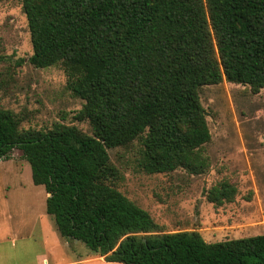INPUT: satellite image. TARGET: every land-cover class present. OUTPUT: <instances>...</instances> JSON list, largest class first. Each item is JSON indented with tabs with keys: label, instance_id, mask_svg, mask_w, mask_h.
Listing matches in <instances>:
<instances>
[{
	"label": "trees",
	"instance_id": "trees-1",
	"mask_svg": "<svg viewBox=\"0 0 264 264\" xmlns=\"http://www.w3.org/2000/svg\"><path fill=\"white\" fill-rule=\"evenodd\" d=\"M37 68L62 65L84 100L75 125L25 129L0 107V159L14 148L48 196L59 233L122 264H264V234L208 242L198 230L167 232L117 186L110 148L141 142L148 173L208 167L211 140L200 91L224 79L264 87V0H22ZM224 180L209 201H232Z\"/></svg>",
	"mask_w": 264,
	"mask_h": 264
},
{
	"label": "rangeland",
	"instance_id": "rangeland-1",
	"mask_svg": "<svg viewBox=\"0 0 264 264\" xmlns=\"http://www.w3.org/2000/svg\"><path fill=\"white\" fill-rule=\"evenodd\" d=\"M32 53L22 0H0V107L18 114L25 129L61 122L92 134L90 122L76 117L84 100L68 88L63 66L37 68ZM200 97L211 131L202 149L208 167L148 173L137 164L141 142L135 140L108 150L120 170L117 186L167 232L198 230L208 242L264 234V87L255 93L224 79L204 85ZM224 180L238 192L217 205L207 192ZM47 196L21 149L0 159V264H43L46 255L52 264L89 250L59 233L46 211Z\"/></svg>",
	"mask_w": 264,
	"mask_h": 264
},
{
	"label": "crops",
	"instance_id": "crops-1",
	"mask_svg": "<svg viewBox=\"0 0 264 264\" xmlns=\"http://www.w3.org/2000/svg\"><path fill=\"white\" fill-rule=\"evenodd\" d=\"M48 256L46 255L43 258V264H50ZM115 264L118 262H109L104 259V257L92 254L89 250L84 251L83 253H72L68 259H65L62 262H53L52 264ZM121 264V263H119Z\"/></svg>",
	"mask_w": 264,
	"mask_h": 264
}]
</instances>
